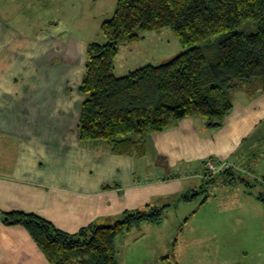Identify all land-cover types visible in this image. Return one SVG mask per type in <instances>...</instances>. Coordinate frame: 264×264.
<instances>
[{"label": "crops", "instance_id": "obj_1", "mask_svg": "<svg viewBox=\"0 0 264 264\" xmlns=\"http://www.w3.org/2000/svg\"><path fill=\"white\" fill-rule=\"evenodd\" d=\"M25 3L0 0L1 211L34 213L74 234L90 224L112 225L128 210L171 207L175 203L163 202L213 174L212 163L229 162L264 178V138L258 134L264 91L234 92L233 111L222 127L185 117L149 134L145 154L82 141L87 49L99 42L96 33L107 18L89 17L97 20V30L88 27L86 14H77L76 26L65 15V21L53 17L46 27L36 16L27 18ZM164 221H143L118 237V263L264 264V223L259 242L258 231L244 229V219L198 222L199 234L179 239L176 228L166 233ZM127 239L122 253L120 243ZM0 264L54 263L24 226L0 220Z\"/></svg>", "mask_w": 264, "mask_h": 264}, {"label": "trees", "instance_id": "obj_2", "mask_svg": "<svg viewBox=\"0 0 264 264\" xmlns=\"http://www.w3.org/2000/svg\"><path fill=\"white\" fill-rule=\"evenodd\" d=\"M166 27L184 47L181 53L167 63L116 75L121 42H138L142 32ZM101 32L108 41L89 43L80 86L87 95L79 121L82 141L145 154L149 134L185 117L222 127L233 111L234 92L264 91V0H118ZM239 172L233 166L216 174L246 182ZM258 199L264 203V192ZM167 207L128 210L112 225L90 224L74 234L34 213L0 210V220L24 226L54 264H119L117 238L143 221L159 223Z\"/></svg>", "mask_w": 264, "mask_h": 264}, {"label": "rangeland", "instance_id": "obj_3", "mask_svg": "<svg viewBox=\"0 0 264 264\" xmlns=\"http://www.w3.org/2000/svg\"><path fill=\"white\" fill-rule=\"evenodd\" d=\"M29 1L25 0L27 18L36 16V20L41 19L43 26L46 25L47 27L48 21L53 17L65 21V15L70 24L76 26V23L80 22L77 14H86L89 22L88 27L92 30L97 27V20H92L94 16L99 19L111 18L118 3V0H31L33 1L31 3ZM69 13H72L74 17H69ZM61 29H64V27H61ZM96 34H98L97 40L99 42L106 43L108 41L101 31ZM141 34L143 37L138 42H121L119 55L115 63L117 76H125L131 71L148 64L160 65L167 63L184 50L177 35L170 27L142 32ZM258 134L264 138V125ZM239 174L243 175L246 182L238 179L231 183L232 177L226 174L203 175L200 179L194 180L190 191L183 194H197L193 200L184 201L181 199L183 195L179 194L163 202L165 204L175 203L167 208L163 215V219H165L163 227L166 233H171L176 228V231H178L176 238H189L199 234L201 228L198 226V222L201 224L203 221L210 220L244 219L246 221L244 229H249L252 232L258 231L254 235L256 237L260 236L259 242H261L264 203L257 196L264 192V185L260 182L262 179L254 177L250 169H244ZM224 209H228V211ZM136 226L132 229L136 230ZM236 239L238 242V238ZM244 241L246 242L244 245L248 246L247 242L251 240L246 237ZM129 242H131L130 239H127L125 242L120 243V245H124L121 248L122 253L127 249L126 245H130ZM131 249L133 248L131 247ZM157 251L155 250L156 253Z\"/></svg>", "mask_w": 264, "mask_h": 264}, {"label": "built area", "instance_id": "obj_4", "mask_svg": "<svg viewBox=\"0 0 264 264\" xmlns=\"http://www.w3.org/2000/svg\"><path fill=\"white\" fill-rule=\"evenodd\" d=\"M209 167L211 169V172H213V174L214 173L216 174V173H219V172H221L223 170H226V169H229V168L233 167V165L231 163H229V162H223L220 165L212 163V164L209 165Z\"/></svg>", "mask_w": 264, "mask_h": 264}]
</instances>
